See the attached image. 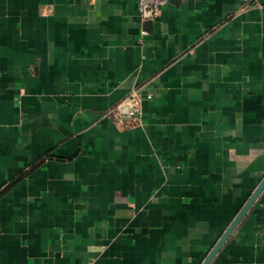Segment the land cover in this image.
Returning <instances> with one entry per match:
<instances>
[{
  "label": "crops",
  "instance_id": "0c3cea01",
  "mask_svg": "<svg viewBox=\"0 0 264 264\" xmlns=\"http://www.w3.org/2000/svg\"><path fill=\"white\" fill-rule=\"evenodd\" d=\"M263 177L264 0H0V264H201Z\"/></svg>",
  "mask_w": 264,
  "mask_h": 264
},
{
  "label": "built area",
  "instance_id": "2783aa9c",
  "mask_svg": "<svg viewBox=\"0 0 264 264\" xmlns=\"http://www.w3.org/2000/svg\"><path fill=\"white\" fill-rule=\"evenodd\" d=\"M138 10L141 14L142 19L144 20H155L161 16L163 8L169 3L171 0H136ZM127 104L130 105L127 117L138 119L141 116V106L139 100V94L134 92L128 99ZM124 113L119 109L116 108L113 110V117L115 120L125 125V117L123 116Z\"/></svg>",
  "mask_w": 264,
  "mask_h": 264
},
{
  "label": "water",
  "instance_id": "95a60500",
  "mask_svg": "<svg viewBox=\"0 0 264 264\" xmlns=\"http://www.w3.org/2000/svg\"><path fill=\"white\" fill-rule=\"evenodd\" d=\"M130 105L126 104L122 107V111L124 114H128ZM264 191V177L259 183V185L256 187V189L253 191V193L250 195L248 200L245 202V204L242 206V208L239 210V212L236 214L232 222L229 224L227 229L224 231V233L221 235V237L217 240L215 245L210 249L209 253L205 257V259L202 261L201 264H211L213 259L216 257V255L219 253V251L222 249L224 244L227 242V240L231 237L233 232L236 230L240 222L243 220V218L246 216L252 205L255 203V201L258 199V197L261 195V193Z\"/></svg>",
  "mask_w": 264,
  "mask_h": 264
}]
</instances>
